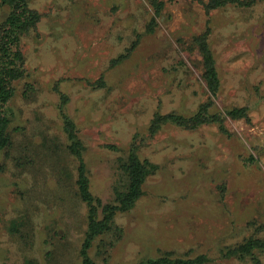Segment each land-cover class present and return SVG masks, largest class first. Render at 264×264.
Returning <instances> with one entry per match:
<instances>
[{"label":"rangeland","instance_id":"1","mask_svg":"<svg viewBox=\"0 0 264 264\" xmlns=\"http://www.w3.org/2000/svg\"><path fill=\"white\" fill-rule=\"evenodd\" d=\"M208 1L27 0L40 19L22 36L26 73L0 149V264H82L87 207L62 105L102 204L124 182L132 146L156 166L135 206L93 241V264L165 254L264 264V249L225 255L264 241V0L214 10ZM7 14L0 0V23ZM204 32L220 79L211 112L246 108L249 121L226 117V133L167 123L151 135L156 114L190 117L208 101L195 39Z\"/></svg>","mask_w":264,"mask_h":264},{"label":"trees","instance_id":"2","mask_svg":"<svg viewBox=\"0 0 264 264\" xmlns=\"http://www.w3.org/2000/svg\"><path fill=\"white\" fill-rule=\"evenodd\" d=\"M257 1L259 0H209L205 6L208 10H214L224 7L230 2L239 6H251ZM1 5L8 9L6 18L0 23V149H4L10 145L8 104L14 97V83L22 80L26 73L21 48L22 36L29 30L35 29L40 15L28 7L27 0H1ZM195 39L202 57L204 69L202 80L209 93V99L206 103L200 105L198 111L190 117L174 113L156 114L149 126L151 135L156 134L167 123L186 130H195L201 125L215 123L221 132L226 133L223 124L226 117L249 121L246 108H233L225 113L211 112L210 109L214 104L213 100L218 95L220 88V79L215 67L213 52L208 43V32L198 35ZM62 100L63 102L66 101L64 97H62ZM60 113L64 121V132L70 141L69 151L79 161L76 195L87 207V228L80 249L81 263L93 264L89 256L93 241L112 229L116 214L127 212L135 206L143 195V185L146 178L155 172L156 166L147 159H141L136 153V147L132 146L121 164L125 176L124 182L114 190V200L111 203L102 204L101 200L94 197L90 192L89 178L82 159L81 151L83 147L77 136L75 125L65 114L63 105ZM254 249H264V241L258 239L247 240L239 247L227 251L225 255L228 257H244V254H252ZM205 260L204 256L195 259H184L172 258L169 254H165L162 257L141 264H200Z\"/></svg>","mask_w":264,"mask_h":264}]
</instances>
